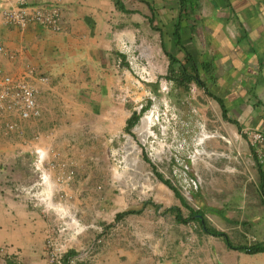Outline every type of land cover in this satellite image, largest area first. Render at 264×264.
<instances>
[{"label":"crops","instance_id":"crops-1","mask_svg":"<svg viewBox=\"0 0 264 264\" xmlns=\"http://www.w3.org/2000/svg\"><path fill=\"white\" fill-rule=\"evenodd\" d=\"M14 1L0 0V88L7 75L27 80L38 113L26 120L15 109L0 112V264H48L47 237L63 222L78 232L63 264H230L239 255L264 264V252H229L213 235L160 244L148 228L161 213L147 212L148 204L116 220L119 212H108L114 199L96 191L94 150L95 140L108 148L132 135L128 121L142 107L157 109L161 79L178 87L168 78L170 55L177 72L180 63L198 71L205 88L198 86L224 117L223 103L224 118L249 142L250 133L264 134V0H23L28 10L57 7L59 31L5 23ZM250 144L260 163L264 140ZM62 166L75 176L60 178ZM45 173L47 180L37 179ZM172 190L162 188V197L175 202ZM209 237L223 242L213 246Z\"/></svg>","mask_w":264,"mask_h":264},{"label":"rangeland","instance_id":"rangeland-1","mask_svg":"<svg viewBox=\"0 0 264 264\" xmlns=\"http://www.w3.org/2000/svg\"><path fill=\"white\" fill-rule=\"evenodd\" d=\"M162 94L157 109L151 112V133L146 141L137 127L147 111L140 114L132 135L117 136L108 148L103 140H95L96 191L101 200H108L109 195L114 199L108 212L140 209L142 203L150 201L162 205L158 219L150 214L155 219L148 228L160 244L194 245L196 237H208L198 222L183 224L175 212L164 211L177 202L185 217L190 214L177 195L175 202L162 197L161 189L170 187L156 176L159 172L178 189L188 206L222 210L230 221L212 213H206V219L211 226L225 231L234 244L264 242V234L258 236V225L264 228V197L258 162L247 137L223 117L219 104L197 83H191L187 91L169 85V91ZM203 131L218 135L199 144ZM222 136L231 137L232 144ZM128 146L135 147V160ZM208 151L216 155L210 156ZM43 176L49 174L38 175L37 179ZM146 207L147 212H157L151 204ZM205 242L218 246L223 240L209 237ZM229 259L230 264H258V255Z\"/></svg>","mask_w":264,"mask_h":264},{"label":"built area","instance_id":"built-area-1","mask_svg":"<svg viewBox=\"0 0 264 264\" xmlns=\"http://www.w3.org/2000/svg\"><path fill=\"white\" fill-rule=\"evenodd\" d=\"M23 0H16L13 5L3 11L5 23L11 24L20 28L27 29L31 23H36L54 31L60 30V13L57 7L53 6H38L28 10V6L23 5ZM4 52V47L0 45V53ZM140 57L137 54L136 58ZM144 66H149V59H144ZM169 81L166 79L160 80V89L162 92L169 91ZM126 96H118L120 104L125 103ZM141 108V107H140ZM15 109L22 119H29L38 113L36 89L29 84L27 80H14L11 76H5L2 80L0 88V112L5 110ZM7 130H15L16 123H7L4 126ZM250 142L255 144L264 140V134L260 131L250 133ZM43 159V154L40 155ZM264 157L260 159L263 163ZM62 179L69 180L75 176V170H65L62 166ZM48 177L43 176L42 181ZM79 228V227H78ZM78 234L76 224L70 225L63 222L53 228L46 240V249L48 252V264H63L65 255L73 248V237ZM74 264V263H68Z\"/></svg>","mask_w":264,"mask_h":264},{"label":"trees","instance_id":"trees-1","mask_svg":"<svg viewBox=\"0 0 264 264\" xmlns=\"http://www.w3.org/2000/svg\"><path fill=\"white\" fill-rule=\"evenodd\" d=\"M170 69H169V76L168 78L170 80H172L174 83H176V85L180 88H183L184 90H188L189 89V85L192 82H196L198 85H200L201 87L205 88V84L201 81L199 75H198V71L194 68L192 72H190L189 70H187V68L180 63V69L177 72L175 70V68L173 67V65H175V63H178V60L176 57L170 55ZM221 103V107L223 109L224 112V117H226V108L224 107L223 103ZM146 111V107H142L141 112H145ZM141 114V113H140ZM140 114L134 113L130 119V121H128V128L130 127H134L139 118H140ZM252 147V145H251ZM252 152L255 154V150L254 148H251ZM154 169H156L154 167ZM258 171L260 174V189H261V193L262 196L264 197V172L262 169V166L260 163H258ZM156 176L163 182L165 183L167 186H169L171 189L174 190V192L176 193L177 197L181 200L182 204L184 206H186L189 211L190 214L189 216L185 217L182 213V210L179 206L177 205H173L170 207L165 208L164 211H172L176 213V219L183 224H188L192 221H196L200 224V227L202 228V230L209 234V235H213V236H217V237H221L223 238L224 242L226 243L227 247L233 250H239L242 252H245L247 254H256V253H260V252H264V242H259V243H255V244H240V245H236L232 242V240L230 239L229 235L223 231V230H219L213 226H211L207 219H206V213H212V214H216L218 216H220L223 219H227L228 221L229 218L226 217L225 213L222 210H218L215 208H209V207H202L199 209H194L191 206H188V204H186L184 198L181 196L180 192L178 191V189L176 187H174L169 180L165 179L162 174H160L159 172H156ZM147 204H151L153 206H155V208L158 210L162 205L161 204H155L153 202H145L144 206L140 209H129V210H125L122 212L117 213L116 215V220H119L120 218L129 215V214H136V213H141L144 209V207Z\"/></svg>","mask_w":264,"mask_h":264},{"label":"bare ground","instance_id":"bare-ground-1","mask_svg":"<svg viewBox=\"0 0 264 264\" xmlns=\"http://www.w3.org/2000/svg\"><path fill=\"white\" fill-rule=\"evenodd\" d=\"M153 121V113H147L142 119H141V123L140 125L137 127V129H139V134L141 136V139L143 141H146L147 137L150 136L151 133V124ZM218 134H210L206 131H203V133L201 134V136L198 139L199 144L203 142L204 139L208 138V137H216ZM128 150L133 154V159L135 160V147L133 146H128ZM209 152V151H208ZM199 153H204L207 154L206 151H200ZM210 156L216 153L213 152H209ZM133 161V160H132Z\"/></svg>","mask_w":264,"mask_h":264},{"label":"clouds","instance_id":"clouds-1","mask_svg":"<svg viewBox=\"0 0 264 264\" xmlns=\"http://www.w3.org/2000/svg\"><path fill=\"white\" fill-rule=\"evenodd\" d=\"M142 109V108H141ZM70 251V250H69Z\"/></svg>","mask_w":264,"mask_h":264}]
</instances>
